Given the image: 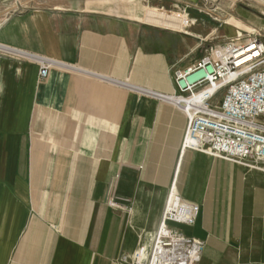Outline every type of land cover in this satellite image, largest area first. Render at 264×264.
Wrapping results in <instances>:
<instances>
[{"label":"crops","instance_id":"1","mask_svg":"<svg viewBox=\"0 0 264 264\" xmlns=\"http://www.w3.org/2000/svg\"><path fill=\"white\" fill-rule=\"evenodd\" d=\"M40 1L0 27V45L56 62L41 79L0 52V264H118L173 185L200 207L174 225L203 242L198 264H264V173L182 151L185 113L135 89L172 95L214 47L264 36V0Z\"/></svg>","mask_w":264,"mask_h":264},{"label":"built area","instance_id":"2","mask_svg":"<svg viewBox=\"0 0 264 264\" xmlns=\"http://www.w3.org/2000/svg\"><path fill=\"white\" fill-rule=\"evenodd\" d=\"M3 2L0 27L14 13L45 6L40 0ZM183 23L182 19L176 26ZM218 46L223 51L212 71L207 70L213 66L209 56L185 72L177 71V92L173 95L141 87L135 89L150 97L171 100L185 113L182 151L192 149L264 173V42L253 36ZM0 52L37 64L41 79L56 64L43 55L2 45ZM217 82L212 91L205 89ZM218 95L219 103L214 104L212 101ZM199 210L197 203L183 199L171 186L157 228L131 252L122 253L118 264H198L203 242L174 225L193 226Z\"/></svg>","mask_w":264,"mask_h":264},{"label":"rangeland","instance_id":"3","mask_svg":"<svg viewBox=\"0 0 264 264\" xmlns=\"http://www.w3.org/2000/svg\"><path fill=\"white\" fill-rule=\"evenodd\" d=\"M144 21L147 22H153L157 23L162 26H173L174 25V18L171 14L165 13V12H158L156 10L148 9L143 17ZM262 41L264 42V36H261ZM219 46H216L212 49V52L210 55L214 54V51L218 48Z\"/></svg>","mask_w":264,"mask_h":264},{"label":"bare ground","instance_id":"4","mask_svg":"<svg viewBox=\"0 0 264 264\" xmlns=\"http://www.w3.org/2000/svg\"><path fill=\"white\" fill-rule=\"evenodd\" d=\"M223 51V48L221 46H219L215 51H214V54L213 55H209V60L213 63V66H209L207 68L208 71H212V69L215 67L214 65L217 63L218 64V61L220 60V52ZM198 73H201V71H199ZM197 73V74H198ZM194 75V74H192ZM190 76L189 79H192L193 76ZM196 75V74H195ZM105 79V78H104ZM219 82L217 83H214L213 85H209L207 86L205 89L209 90V91H212L214 89V86L216 84H218ZM123 84V83H122ZM135 86V85H134ZM141 87V86H140ZM173 95V94H172Z\"/></svg>","mask_w":264,"mask_h":264}]
</instances>
